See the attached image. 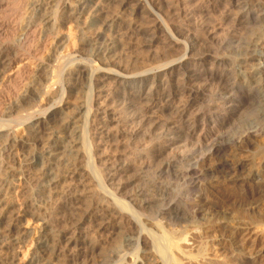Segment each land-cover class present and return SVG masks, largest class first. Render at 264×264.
<instances>
[{"label": "bare ground", "instance_id": "1", "mask_svg": "<svg viewBox=\"0 0 264 264\" xmlns=\"http://www.w3.org/2000/svg\"><path fill=\"white\" fill-rule=\"evenodd\" d=\"M26 2L0 0V97L16 96L0 104V132L10 129L0 136V169L12 179L11 195L0 197V264H220L210 257L216 248L225 264H243L226 219L235 211L203 194L227 182L252 211L264 210L263 192L249 193L264 174L239 173L224 142L247 100L264 107V33L236 37L264 26V0ZM65 60L76 62L62 79L56 65ZM80 84L89 93L71 109L33 124L29 114L8 117L60 104ZM179 145L190 150L172 156ZM197 149L215 163L199 169ZM155 162L156 179L188 180L184 193L143 176ZM127 174L145 185L126 194ZM27 179L39 204L22 197ZM188 218H200L193 231L178 227Z\"/></svg>", "mask_w": 264, "mask_h": 264}, {"label": "rangeland", "instance_id": "2", "mask_svg": "<svg viewBox=\"0 0 264 264\" xmlns=\"http://www.w3.org/2000/svg\"><path fill=\"white\" fill-rule=\"evenodd\" d=\"M7 1H12V0H7ZM28 1L29 0H27V2ZM203 1L204 2L202 3L201 8L205 7L206 3H207L206 0H203ZM27 2H26V4H27ZM217 15L218 14L216 13L213 16L217 17ZM46 28L48 29L49 26H47ZM253 29H252V31L251 30L250 31L249 30L238 31V33L236 34L237 39H240L241 41H245L249 37V35H251L252 33H256V34L264 33V26H262V25H260V27H256ZM156 47L160 48V47H162V44L161 43L157 44L153 48L157 49ZM240 54L242 55V51L239 47L232 49L228 53V55H230L231 58L236 57V56H240ZM258 54H260V52H258ZM79 59H76L77 62L81 60V59L80 60ZM82 59L85 60V58H82ZM75 62L73 60H68V61L65 60L64 63L62 62V65L60 63H58V65H56V66L60 65L59 68L58 67H56V68H58V73L60 74L62 79L67 75V72H69L68 71V70H70L69 68H71V69L73 68L74 64L72 65V63H75ZM81 62H83V60H81ZM53 63H50V64H53ZM130 63H132V62H130ZM257 64H258V62L255 63V65H257ZM61 85L64 86V83L62 82ZM84 86L85 85L82 86L80 84V86L77 87L78 89L74 87L72 89V90H74V95L69 94L67 96V98L60 104L56 103L57 101L52 102L50 104L52 106L45 107V110L43 108L41 110V112L38 110L36 111L35 108L25 109V110L22 109L23 111L19 110V111H17L19 113L15 112L11 115H8V117H10V119L16 118V120H17L18 119L17 117H19L21 115L20 119L22 120L23 116L26 117V115L28 116V114H29V115H32L31 124H33L39 118L45 116L46 114L50 113L51 111H53L56 108H61V107L65 108L67 106H70V109H71L73 105L80 103V100L83 101L86 99V97L89 93L88 92L89 90L87 89L86 86L85 87ZM65 87H67V85L64 86V90H66ZM77 92H78V95L75 96V94ZM76 97H78V98H76ZM15 98H16V96H14V94H4L3 96H1L0 97V104H1L2 109L6 108L7 105L14 102ZM258 105H259L258 102L255 100H252V99L247 100L244 103V105L242 107H240V109L231 117L230 123L228 124L226 129H224L225 130L224 133H226V135H227L226 137H224V142L226 139V142L230 141L229 142V144L231 143L230 146L234 145L233 148L228 146L229 147L228 150H231V151H227V154L228 155L231 154V155L236 156L234 163L235 162L238 163V161H239L238 164L241 165L239 173L241 172V174L243 176H249L255 172H262L264 174V107L260 106V105L258 106ZM60 119L56 118V119H53V121H52V128H54L55 131L58 129L56 124L59 122ZM172 121L178 122V118L172 117ZM31 124H29V125H31ZM29 125H27V126H29ZM14 127H15V125L10 126V128H14ZM9 132H10V129L5 128L4 130H2V132H0V136H4L6 133H9ZM189 150H190L189 146L183 147V146L179 145L177 148L174 149L172 156H180L182 153H186ZM194 152L196 154V159H195L196 164L198 165L199 169H202L203 167H205L207 165H213L216 161L213 159L208 160V159L204 158L205 149H199V150L197 149ZM163 157H165V156H163ZM236 158L238 159V161H236ZM184 164L180 165V166L178 164V166L176 165V168L179 167L177 169L184 170L186 167ZM157 168H158V162L150 164L145 169V171L143 172V176H145L150 182L153 181L156 184L160 183V181H161V183L163 184L162 186L167 187V189L169 188L168 190H169L170 194L176 195V194L184 193L183 191L185 189L184 188L185 184L188 182V180L185 177L177 179V178H175L174 175H172L173 174L172 172H168L167 176L165 174V178L163 177L162 179H158V176H157V179H156L157 173L155 171L157 170ZM168 174H169V176H168ZM131 175H132V173H131ZM131 175L129 174V177H128V174H127L125 176V178L124 177L122 178V181H121V184H123V185L126 184L125 186H127V189L125 190L126 194H128L131 191H134L138 187H142L145 185L144 183H143V185H141L142 184L141 181L133 182V179L132 180L130 179ZM5 180H8V182L12 181V179L8 175L7 171H5L4 169H0V197H2V198H6V197H9L11 195L10 188H9L8 184L5 183ZM127 181H128V183H125ZM146 184H147L146 185L147 190H149V188L150 189L153 188V187H151V183H149V184L146 183ZM149 185H150V187H149ZM222 185H223V183H222ZM203 186L204 185H201L200 194H203V190H204ZM252 186L249 189L250 194L251 193L253 194L256 190H259V191L261 190L263 192L262 197H259L260 202H261L264 199V197H263L264 196V184L256 186L257 187V188L255 187L256 189L254 187L252 188ZM147 187H149V188H147ZM240 188L241 187H238V188L229 187V185H227V182H224V187L213 188L211 190L213 192L212 193L209 192L206 195L204 192L203 198H205L207 202L212 201V202H218L221 204L224 203L227 207L233 209V212L235 211V213L233 215H231L230 217H226V219L228 221L227 223L230 224V225L228 224L229 225L228 227L230 228V230H233V228H235L236 232L238 233V234L236 233L238 236L237 235L235 236V241L238 244L239 243L241 244V246H239L240 244L238 245L240 247L238 252H240L241 255L238 253L235 256L237 259L239 258L238 261L239 260H240V262L244 261L243 264H245V263H247V264H249V263L250 264H255V263L256 264H259V263L264 264V257H263L264 256V210L259 211L260 214H257V213H255V211H252L250 209L251 205L253 204L252 199L242 200V199H239V197H237V193L240 192L239 190H241ZM22 190H23L22 191V197H26L27 200H29L31 202H35L36 204H39L37 198L33 194L34 193L33 192L34 185L31 184L29 179H27L24 182V184L22 185ZM185 195H183V196L188 199V202L186 199H185V201L187 204H189V198L187 195L186 196ZM211 197H212V199H211ZM171 199H172V197H170V200ZM253 199L255 200V198H253ZM256 200H257V198H256ZM246 201L248 202L249 205L252 203L250 206H248L249 208L247 207ZM243 202H245V204ZM241 204H242V206H241ZM245 205H246V207H245ZM194 216L200 217V214H197V215L195 214ZM153 217H155V215H153ZM191 220L194 221V219H191V218H190V221H189V218H188V220L186 219L187 223L185 220H182L181 224H178V227L180 228V225H182V226L190 229L191 231H193L192 228H194L196 226L195 224L197 222H199L200 218H198V220H196L194 222H192ZM189 222H191V224H189ZM174 224H175V222L171 223V225H169V227H168V230H171V229L177 230L178 229V227L176 226L177 223L175 225ZM244 227H247V228L244 229ZM235 229H234V232H235ZM245 235H247V236H245ZM237 238H239V239H237ZM196 242H199V239L195 240V243ZM217 249L218 248H216L215 250L213 249L214 251L211 250L212 253L211 254L209 253L210 257L212 259L215 258L213 260L216 261V263L225 264L224 260H226V259L228 260V256H227V258L224 257L226 252L223 253L222 251H224V250H217ZM252 251H253V253H252ZM212 255H213V257H212ZM216 255H218V256L216 257ZM246 255L251 259H249ZM250 260L253 263H251Z\"/></svg>", "mask_w": 264, "mask_h": 264}]
</instances>
